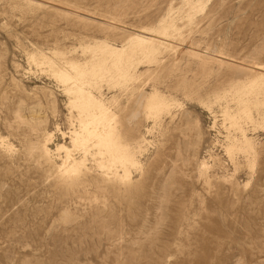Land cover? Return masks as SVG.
Instances as JSON below:
<instances>
[{"label": "rangeland", "instance_id": "obj_1", "mask_svg": "<svg viewBox=\"0 0 264 264\" xmlns=\"http://www.w3.org/2000/svg\"><path fill=\"white\" fill-rule=\"evenodd\" d=\"M142 29L153 39L133 44ZM70 61L82 87L55 75ZM250 61L264 65V0H0V264H264V80L257 65L237 78ZM81 124L110 130L126 168L89 135L74 148ZM60 145L82 170L61 168Z\"/></svg>", "mask_w": 264, "mask_h": 264}, {"label": "bare ground", "instance_id": "obj_2", "mask_svg": "<svg viewBox=\"0 0 264 264\" xmlns=\"http://www.w3.org/2000/svg\"><path fill=\"white\" fill-rule=\"evenodd\" d=\"M196 5V4H195ZM197 6V5H196ZM191 9V8H190ZM193 9V8H192ZM188 13V12H187ZM190 13V12H189ZM169 15V14H168ZM170 16V15H169ZM171 17V16H170ZM172 17H174V16H172ZM169 19V22L171 23V21H170V18L168 17V16H166L165 17V19ZM188 18H190L189 17V14H188ZM164 19V20H165ZM174 21V20H173ZM167 22V21H166ZM162 23H165L163 20H162ZM174 24V23H173ZM161 25V24H160ZM164 26H165V24H164ZM163 26V27H164ZM168 26V25H167ZM170 26V25H169ZM177 27H175L174 29H176V28H178V25H176ZM171 28H170V30L171 29H173L172 28V26H170ZM143 29H145V28H143ZM142 29V31H140L139 30V33H136V37H131V41H132V43L134 44V42H140L141 44L142 43H147V42H149L150 40H152L153 39V37L151 36H148V32L149 31H145V30H143ZM163 30H162V32H161V34L163 33V34H167L168 32H167V29H166V26L164 27V28H162ZM173 29V30H174ZM160 30H161V28H160ZM169 30V29H168ZM169 30V31H170ZM128 41H129V39H128ZM128 41H126V42H128ZM134 41V42H133ZM125 42V43H126ZM97 43V42H96ZM95 43V44H96ZM105 44V43H104ZM107 44V43H106ZM105 44V45H106ZM122 44V46H120V47H109V46H105L104 45V48L106 49H104L105 50V52L107 53V54H109V57H112V58H114V57H116V56H118L119 58H120V56L123 54L124 55V57H125V55H127L126 53V49H127V47H125V44L123 45V43H121ZM126 44H128V43H126ZM130 44H131V42H130ZM148 44V43H147ZM101 45V44H100ZM99 45V43H98V45L97 46H100ZM108 45V44H107ZM138 45V44H137ZM145 45V44H144ZM95 46V45H94ZM97 46H95V47H97ZM131 46V45H130ZM147 46H149V45H147ZM101 47V46H100ZM132 47V46H131ZM135 47V45L133 46V48ZM98 48V47H97ZM102 48V47H101ZM104 50H102V51H104ZM135 50V49H134ZM141 50H142V52H143V55L145 54H147V53H149L150 51H152V48H147V47H145V48H141ZM101 51V52H102ZM130 51H133V49H130ZM129 50H128V53L130 52ZM124 52H126L125 54H124ZM141 52V53H142ZM98 53H100V52H95V53H93V54H97L98 55ZM131 53V52H130ZM129 53V54H130ZM133 53V52H132ZM131 53V54H132ZM140 52H139V54L138 55H140L141 54ZM93 54H92V56H93ZM130 54V55H131ZM46 55V54H45ZM103 55V54H102ZM129 55V56H130ZM137 55V53H136V56H138ZM142 55V56H143ZM100 56V55H99ZM98 56V57H99ZM97 57V56H96ZM101 57V56H100ZM97 58V59H103V58ZM122 57V56H121ZM126 57H128V56H126ZM90 58V57H89ZM94 58V57H93ZM112 58H111V60H112ZM45 59V58H44ZM91 59V58H90ZM90 59H89V62H91L92 63V61H90ZM96 59V60H97ZM115 59V58H114ZM127 59V58H126ZM126 59L124 58V60L126 61ZM130 59V58H129ZM132 59V58H131ZM92 60V59H91ZM94 60V59H93ZM107 60H108V58H107ZM128 60V59H127ZM69 61V60H68ZM73 61V60H72ZM72 61H70L71 62V64H68V66L70 65V67L73 69V70H75L76 72H74L75 74H73V73H70V72H68V71H65V70H67V69H65V70H63V69H58L55 73V75L59 78V80H61V84H63L62 83V81L63 82H66V83H64V84H67V83H69L68 85L70 86V84L72 85V86H70V87H73V83L74 82H77V84L78 83H80V81H81V79L82 78H84L85 77V75H86V72H87V70H88V67H87V70L86 69H80L79 68V65H76V63L75 62H73L72 63ZM114 61V60H113ZM122 61V60H121ZM132 61H133V59H132ZM41 62H42V60H41ZM78 62V61H77ZM94 62V61H93ZM97 62V64H101V63H107V61H106V59H103V60H98V61H96ZM96 62H95V64H96ZM117 62V61H116ZM115 62V63H116ZM146 62V61H145ZM251 62V61H250ZM66 63H67V61H66ZM66 63H64L63 62V64H65L66 65ZM75 63V64H74ZM85 63H86V61H85ZM114 63V62H113ZM117 63H119V60H118V62ZM128 63V62H127ZM142 63V62H141ZM79 64V63H78ZM83 64V63H82ZM87 64V63H86ZM96 64V65H97ZM123 64V63H122ZM121 64V65H122ZM55 65H57V64H55ZM92 65V64H91ZM99 65H97L98 67H99ZM106 65V64H105ZM120 65V66H121ZM130 65V64H129ZM131 65H133V62L131 63ZM141 65V64H140ZM255 65H257V67H256V69H254V74L256 75V77H253V79L251 80V81H253V82H255L256 80H258V79H263L264 80V65H261V64H257V62H254V61H252L251 63H243V65L237 70V78H238V81L239 80H241V78H240V76H238V75H242V76H244L243 78H244V80H246L247 81V79L249 78V73H247V71L248 70H250V69H253L254 67H255ZM58 66V65H57ZM67 66V65H66ZM67 66V67H68ZM80 66H85V64H83V65H80ZM89 66V65H88ZM94 66V65H93ZM108 66V65H107ZM110 66V65H109ZM114 66H116L115 64H114ZM58 67H60V66H58ZM64 67V66H63ZM69 67V69H71ZM86 67V66H85ZM122 67H124L123 65H122ZM122 67H120L121 69H122ZM133 67V66H132ZM131 67V68H132ZM136 67H137V65H136ZM66 68V67H65ZM84 68V67H83ZM90 68H91V66H90ZM97 68V67H96ZM99 68H101V67H99ZM104 68V67H103ZM110 68V67H109ZM115 68H117V67H115ZM128 68V67H127ZM134 68H135V66H134ZM106 68H104V70H105ZM113 69V68H112ZM72 70V71H73ZM103 70V71H104ZM110 70V69H109ZM118 70V69H117ZM125 70H127V69H125ZM51 71H53V70H51ZM102 71V70H101ZM111 71V70H110ZM109 71V72H110ZM129 71H131V70H129ZM135 71H136V69H135ZM139 71V70H138ZM91 72V71H90ZM90 72H88V73H90ZM93 72V71H92ZM107 72H108V68H107ZM115 72H116V69H115ZM119 72V71H118ZM132 72H133V70H132ZM140 72V71H139ZM138 72V73H139ZM53 73V72H52ZM87 73V74H88ZM122 73V72H121ZM134 74H135V72H133ZM85 74V75H84ZM93 74V76L94 77H96L95 75H98V71L97 70H94V72L92 73ZM91 74V75H92ZM108 75L110 74V73H107ZM115 74V73H114ZM120 73H118V76H120L119 75ZM123 74V73H122ZM121 74V75H122ZM125 74V73H124ZM124 74H123V77H124ZM235 74V73H234ZM53 75V74H52ZM53 76V77H55L56 78V76ZM100 75V74H99ZM103 75V77H104V73L102 74ZM101 75V76H102ZM126 75V74H125ZM131 75V74H130ZM89 76V75H88ZM87 76V77H88ZM93 76L91 77V78H93ZM105 76H106V74H105ZM129 76V75H128ZM100 77V76H99ZM103 77H101V78H103ZM107 77V76H106ZM105 77V78H106ZM110 77V76H109ZM112 77H113V75H112ZM122 77V76H121ZM234 77V76H233ZM120 78V77H119ZM235 78V77H234ZM86 79V78H85ZM116 79V78H115ZM89 80V79H88ZM95 81H97L96 80V78L94 79ZM98 80L101 82V80L102 79H99L98 78ZM104 80H106V79H104ZM79 81V82H78ZM83 81V80H82ZM90 82V83H98V82ZM108 81H110V80H107V82ZM246 81H243V83L244 82H246ZM73 82V83H72ZM102 82H103V80H102ZM101 82V83H102ZM60 83V82H59ZM89 83V84H90ZM101 83H99V84H101ZM234 83H236V82H234ZM241 83V82H240ZM76 84V85H77ZM81 84V83H80ZM80 84H78L79 85V87H82ZM85 84V83H84ZM88 84V83H87ZM239 84V83H238ZM242 84V83H241ZM75 85V86H76ZM77 85V86H78ZM83 85V84H82ZM98 85V84H97ZM88 86V85H87ZM90 86V88H91V86H93L92 84L91 85H89ZM63 87H65V86H63ZM84 87H85V85H84ZM95 87V86H94ZM93 87V88H94ZM100 87V86H99ZM67 88H69V87H67ZM78 88V87H77ZM86 88V87H85ZM89 88V89H90ZM66 89V88H65ZM65 89H63V90H65ZM75 89H76V87H75ZM87 89H88V87H87ZM86 89V91H88ZM252 89H254V88H251L250 89V91H246L248 94H257L258 93V91H257V89H255V90H252ZM77 90H79V89H77ZM77 90H75V91H77ZM81 90V89H80ZM79 90V91H80ZM84 90V89H83ZM83 90H81V91H83ZM261 90V92L260 93H263L264 92V88L263 89H260ZM68 91H72L73 92V89L72 90H67L66 92H68ZM78 91V92H79ZM72 92H71V95H72ZM83 92H85V91H83ZM97 92H99V91H97ZM68 93H70V92H68ZM74 93V92H73ZM80 93H82V92H80ZM86 93V92H85ZM88 93H90V92H88ZM240 93H242V92H240ZM91 94H92V91H91ZM111 94H112V92H111ZM149 94V93H148ZM150 94H151V92H150ZM154 94H156V93H154ZM243 94H244V92H243ZM68 95H70V94H68ZM74 95V94H73ZM76 95H78V94H76ZM80 95V94H79ZM79 95H78V97H79ZM81 95H83V94H81ZM86 95V94H85ZM90 95V94H89ZM96 95H99V94H96L95 93V95H94V100L93 101H95V96ZM101 95V94H100ZM114 95V94H113ZM87 96V95H86ZM90 96H93V95H90ZM89 96V97H90ZM108 96V95H107ZM112 96V95H111ZM150 96V95H149ZM148 96V97H149ZM153 96H156V95H153ZM240 96V95H239ZM248 96V95H247ZM77 97V96H76ZM101 97H102V95H101ZM100 97V98H101ZM110 97V96H109ZM242 97V96H241ZM82 98H83V96H82ZM80 99V101L81 100H83V99ZM103 98V97H102ZM102 98L100 99V100H102ZM113 98V97H112ZM75 99V101H76V98H73V100ZM88 99V98H87ZM93 99V98H92ZM109 99H111V98H109ZM109 99H107V100H109ZM114 99V98H113ZM72 100V99H71ZM85 100H86V97H85ZM85 100H84V103H85ZM98 100H99V98H98ZM99 100V101H100ZM103 100H105V97L103 98ZM241 100H242V98H241ZM93 101H91L90 103H92L91 105H93V103H95V102H93ZM98 101V102H99ZM106 101V100H105ZM112 101V100H111ZM244 101V100H243ZM71 102V104H72V101H70ZM73 103H74V101H73ZM83 103V102H82ZM83 103V104H84ZM100 104L102 103L103 104V102H99ZM109 103H110V101H109ZM77 104H78V102L76 103V104H74V105H76L77 106ZM98 104V103H97ZM107 104V103H106ZM79 105V104H78ZM85 105V104H84ZM90 105V106H91ZM104 105V104H103ZM102 105V106H103ZM79 106H81V104L79 105ZM78 106V107H79ZM95 106V105H94ZM93 106V107H94ZM100 106V105H99ZM98 106V107H99ZM102 106H100L101 108H102ZM109 106V105H108ZM87 107H89V106H87ZM99 107V108H100ZM103 107H105V105L103 106ZM152 107V109H153V106H151ZM76 108V107H75ZM83 108V107H82ZM92 108V107H91ZM90 108V109H91ZM90 109H89V111H90ZM94 109V108H93ZM98 109V108H97ZM97 109H96V107H95V110L97 111ZM110 108H108V109H106L107 110V112H108V110H109ZM81 110H83V109H81ZM84 111V110H83ZM85 111H86V109H85ZM93 111V110H92ZM92 111H90V112H92ZM100 111V110H99ZM103 111V110H102ZM105 111V110H104ZM261 111V110H260ZM150 112V111H149ZM82 113V112H81ZM87 113V112H86ZM89 113V112H88ZM98 113V112H97ZM262 113V112H261ZM259 113V115H261V116H263V114L264 113ZM100 114V113H99ZM108 114V113H107ZM84 115V114H83ZM87 115V114H86ZM86 115H84V117L86 116ZM89 115V114H88ZM82 116V115H81ZM93 116H94V114H93ZM96 117V116H95ZM101 117H103L104 118V116H101ZM106 117V116H105ZM259 117V116H258ZM83 118V117H82ZM81 118V119H82ZM88 119H89V116L87 117ZM86 118V119H87ZM98 118H99V116H98ZM107 118V117H106ZM108 118H109V116H108ZM107 118V119H108ZM263 118H264V116H263ZM263 118H262V120H263ZM81 119H79V120H81ZM87 119V120H88ZM94 119V118H93ZM259 119H261V117H259ZM236 120V119H235ZM234 120V121H235ZM83 121V120H82ZM90 122H91V120H89ZM89 121H87L86 123L88 124V122ZM93 121H95V119L93 120ZM264 121V120H263ZM85 122V121H84ZM107 122V121H106ZM81 123V122H80ZM79 123V124H80ZM97 123V122H96ZM108 123L110 124V121H108ZM234 123V122H233ZM237 123V122H236ZM79 124H78V126H79ZM112 124V123H111ZM110 124V125H111ZM235 124V123H234ZM77 125V124H76ZM82 125V124H81ZM91 125H92V123H91ZM101 125V124H100ZM99 125V127H101ZM110 125H106V126H109L110 127ZM83 126V125H82ZM82 126H80V127H82ZM89 126H90V124H89ZM80 127L78 128V129H80ZM84 128H82L83 129V131L84 132H80V131H73L74 133H73V137H72V143H73V147L74 148H77V147H83V142L84 141H86L85 140V137L87 136V135H89L90 137H93V138H96V140L95 141H97V143L98 144H101L100 146H102V145H104V147H105V152L106 153H108L107 155L109 156V158H108V160H105L104 162H106L107 161V163H104V167H106L107 166V168H110L111 169V167H113V169H114V166H116L117 165V163H122L124 166H125V164L127 163V162H130L131 160L129 159V155L127 154L128 152H126L125 150H123V151H120L121 149H119V148H122V147H119L118 146V148L117 147H115L116 146V144H115V140H114V134L109 130V131H107V132H102V130L101 131H99L98 130V127H96V128H87L86 126H83ZM93 127V126H92ZM104 127V126H103ZM108 127V128H109ZM105 129H106V127H104ZM112 128V126L110 127V129ZM236 128H238V127H236ZM74 129H75V127H74ZM100 129V128H99ZM102 129V128H101ZM241 129V128H240ZM104 130V129H103ZM114 130V127L112 128V131ZM116 130V129H115ZM105 131V130H104ZM114 132V131H113ZM241 132H242V129H241ZM71 133H72V131H71ZM116 133V132H115ZM114 135V136H113ZM117 135V134H116ZM229 135V134H228ZM88 136V137H89ZM231 136V135H230ZM243 136V135H242ZM241 136V137H242ZM247 137V136H246ZM117 138H118V140H119V137H118V135H117ZM227 138H229V137H227ZM232 138H233V136H232ZM243 138V137H242ZM20 139V138H19ZM89 139V138H88ZM49 140V139H48ZM246 140V139H245ZM245 140H244V142H245ZM247 141H248V139H247ZM246 141V142H247ZM119 142V141H118ZM249 142V141H248ZM247 142V143H248ZM86 143V142H85ZM93 143V142H92ZM57 146V145H56ZM72 146V145H71ZM91 146V145H90ZM90 146H89V148H90ZM98 146V145H97ZM120 146H121V144H120ZM87 147V146H86ZM103 147V148H104ZM32 148V147H31ZM30 148V149H31ZM35 148H38V147H35ZM93 148V147H92ZM91 148V149H92ZM94 148H96V147H94ZM102 148V149H103ZM32 149H34V148H32ZM56 149V151H60V150H63L64 152H65V159H63V161H62V164H61V168H63V169H65V171L67 172H74V171H77V170H79V168L82 166V163H83V161H85V160H83V158H80V159H78L77 157H74L73 156V154H72V149L71 148H68V147H66V146H64V145H60V146H58L57 148H55ZM86 149V148H85ZM122 149H124V147L122 148ZM41 154H43V155H49V153L51 154V151H50V149L48 148V146H47V143H45L44 145H42V146H40L38 149H37ZM83 151V150H82ZM87 151V150H86ZM93 151V150H92ZM96 151H98V150H96ZM96 151H95V154H96ZM104 151H102L101 149H100V155H102V153H105ZM126 152V153H125ZM93 153V152H92ZM92 153H91V155H92ZM88 154V153H87ZM55 155V153L53 154V156ZM82 155V154H81ZM52 156V157H53ZM95 156L96 155H94V159H95ZM98 156V155H97ZM57 157V156H56ZM61 157H63V156H61ZM60 157V158H61ZM83 157V156H82ZM105 157H107V156H105ZM91 158V157H90ZM97 158V160H98V158H99V156L98 157H96ZM102 158V157H101ZM104 158V157H103ZM51 160V158H49V156H48V160ZM93 159V156H92V158H91V160ZM93 159V160H94ZM100 159V158H99ZM105 159V158H104ZM53 160H51V162H52ZM55 161V160H54ZM92 162V161H91ZM103 161H101V163H102ZM53 163V162H52ZM90 163V162H89ZM93 163V162H92ZM84 164V163H83ZM85 165V164H84ZM87 165H89V164H87ZM92 165V164H91ZM94 165H95V163H94ZM101 165H103V164H101ZM119 165V164H118ZM60 166V165H59ZM58 166V167H59ZM95 167H97L96 165H95ZM98 167H100V166H98ZM119 167H121V165H119ZM84 168V167H83ZM125 168H126V166H125ZM94 169V168H93ZM100 169V168H99ZM103 169H105V168H103ZM109 169V170H110ZM113 169H112V171H113ZM115 169H116V167H115ZM114 169V170H115ZM62 170V169H61ZM80 170H82V169H80ZM79 170V171H80ZM95 170H96V168H95ZM101 170H102V168H101ZM126 170V169H125ZM97 171V170H96ZM106 171V170H105ZM99 172V171H98ZM100 172H104V171H100ZM109 172V171H108ZM107 172V173H108ZM111 172V171H110ZM126 172V171H125ZM90 173V172H89ZM105 174V173H104ZM109 174H111V173H109ZM121 174V173H120ZM106 175V174H105ZM118 175V174H117ZM124 175V174H123ZM123 175H122V177H123ZM112 176V175H111ZM114 176H116V175H114ZM126 176H127V174H126ZM109 177V176H108ZM120 179H121V176L119 177ZM118 178V179H119ZM115 179V178H114ZM112 180V179H111Z\"/></svg>", "mask_w": 264, "mask_h": 264}]
</instances>
